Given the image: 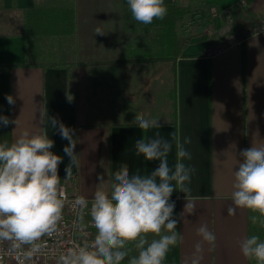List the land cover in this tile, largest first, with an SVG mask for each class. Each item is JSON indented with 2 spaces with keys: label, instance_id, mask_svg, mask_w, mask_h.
I'll use <instances>...</instances> for the list:
<instances>
[{
  "label": "crops",
  "instance_id": "obj_1",
  "mask_svg": "<svg viewBox=\"0 0 264 264\" xmlns=\"http://www.w3.org/2000/svg\"><path fill=\"white\" fill-rule=\"evenodd\" d=\"M174 1L205 11L230 9L239 29L264 17V0ZM127 8L126 0H0V114L17 119L16 127H0V142L10 144L23 131L46 128L55 140L53 151L64 157L59 165L62 180L69 164L63 152L68 142L54 132L50 116L61 119L78 137L79 167L72 166L76 179L71 185L91 200L109 187L119 170L147 175L157 166L135 155L137 139L158 133L168 140V161L174 167L176 141L188 137L191 142L184 147L192 159L183 162L196 169L187 185L196 211L182 214L177 225L182 242L169 250L164 264H191L201 239L196 230L203 224L216 241L202 243L200 264L254 263L241 254L239 241L253 231L264 239V228L250 222V210L237 209L229 216L227 208L240 151L264 146V27L208 56L202 54L207 39L200 34H191L179 55L173 48L176 124L160 123L161 128L144 133L132 126L135 119L161 121L167 115L168 64L129 60L130 38L143 35L129 28ZM97 28L105 34H95ZM223 30L220 25L212 44L224 39ZM161 63L164 69L154 75ZM7 94L16 98L15 105L7 103ZM171 199L179 217L185 194L176 190ZM158 238L147 234L149 242ZM127 247L129 257L138 255L133 243Z\"/></svg>",
  "mask_w": 264,
  "mask_h": 264
},
{
  "label": "clouds",
  "instance_id": "obj_2",
  "mask_svg": "<svg viewBox=\"0 0 264 264\" xmlns=\"http://www.w3.org/2000/svg\"><path fill=\"white\" fill-rule=\"evenodd\" d=\"M135 26L149 30L165 19L163 7L167 0H126ZM95 34L105 33L97 28ZM69 101L73 99L67 97ZM7 103L15 105L16 98L6 95ZM49 115V114H48ZM17 125V119L0 114V127ZM50 125L61 139L68 143L63 152L69 158L65 167V178L71 175L72 166L79 167V153L76 151L75 129L61 119L50 116ZM135 128L147 133L161 128L158 118L135 119ZM191 140L176 141V163L169 165L171 143L158 133L155 137L146 135L135 141V155L144 161H156L157 166L150 174L141 175L139 170L130 174L119 170L111 177L109 187L99 190L89 200L77 195L72 207L77 216V227L85 215L88 225L95 233L87 247L69 249L58 257L57 264H164L167 253L178 246L183 239L177 228L182 214L196 211L193 201L188 200L187 187L196 169L186 165L191 153L184 147ZM55 140L49 137L47 129L30 133L23 131L12 143L0 142V241L12 242V248L20 249L31 245L27 255L39 251L35 245L42 236H51L58 230L66 204L61 187L59 165L64 157L53 151ZM240 162L234 168L229 216L237 209L250 210L253 225L264 228V146H251L239 153ZM185 194L186 203L179 217L174 215L176 201L174 191ZM152 233L159 237L147 239ZM201 239L195 245L191 264H200L202 243L214 245L216 234L206 224L196 230ZM133 243L138 255L129 257L128 244ZM241 254L255 264H264V239L253 234L239 241Z\"/></svg>",
  "mask_w": 264,
  "mask_h": 264
},
{
  "label": "built area",
  "instance_id": "obj_3",
  "mask_svg": "<svg viewBox=\"0 0 264 264\" xmlns=\"http://www.w3.org/2000/svg\"><path fill=\"white\" fill-rule=\"evenodd\" d=\"M243 3L244 0H241ZM210 14L216 20H228L230 19V9H209ZM213 27V26H212ZM264 27V20H261L258 26H253L255 31ZM212 28L208 27L204 29V33L211 34ZM243 34L235 33L231 30L226 34L221 42L210 45L205 50V54L208 56L211 53L220 51L223 47L240 43ZM75 176L63 177L61 180V187L66 198L65 208L63 210V217L58 224V230L51 236L44 235L38 241H35V245L39 247V251L27 255L31 245H24L20 249H13L12 242L0 241V264H57L58 257L61 254L66 253L69 249H78L87 247L91 241L95 239V233L88 225V217L85 215L84 220L80 227H77L76 212L72 207V201L77 195H80L71 185V182L75 181ZM249 264H255L249 263Z\"/></svg>",
  "mask_w": 264,
  "mask_h": 264
},
{
  "label": "trees",
  "instance_id": "obj_4",
  "mask_svg": "<svg viewBox=\"0 0 264 264\" xmlns=\"http://www.w3.org/2000/svg\"><path fill=\"white\" fill-rule=\"evenodd\" d=\"M54 9V8H53ZM165 12V19L160 25H153L149 30H142L135 26L129 8L126 10V19L129 23V28H132L134 31H140L143 35L142 37L136 38V40L130 38L128 43L129 51L133 52V55L129 60L140 61V62H149V63H159L166 62L168 65V74L169 81L165 78L166 89L164 95L167 99V115L165 118L161 119L159 123H171L176 124V104H177V94H176V85L174 80V67H175V57L168 55L169 50L174 48L175 54L179 55L181 49L187 44L191 38V34L185 35L175 31L173 34V24L175 20L180 17L182 13H185L183 6L176 4L174 0L167 1L163 7ZM55 18L54 20H56ZM201 39H207V43L203 48L202 54L205 52L213 42L214 37L206 36L203 32H200ZM136 43H135V42ZM135 46L136 50L131 46ZM200 54V52L198 53ZM27 62L24 61L23 64ZM120 123V122H115ZM123 264H125L123 262Z\"/></svg>",
  "mask_w": 264,
  "mask_h": 264
},
{
  "label": "rangeland",
  "instance_id": "obj_5",
  "mask_svg": "<svg viewBox=\"0 0 264 264\" xmlns=\"http://www.w3.org/2000/svg\"><path fill=\"white\" fill-rule=\"evenodd\" d=\"M180 4H182L181 6H183L185 13H182L180 17H178L175 20L173 25L175 26L176 31L178 33L185 34V35L199 34L200 32L204 33V29L211 27L212 28L211 34L210 35L206 33L204 34L208 37L213 36L216 32H219L220 25L221 27L222 26L224 27V30L222 33V36L224 35L223 37H225L226 34L232 30V29H229L230 27L228 26H231V27L233 26L235 33L244 34L246 32L253 30V26H258L261 20H264V17H261L259 19L253 20L252 22H249L245 26H241L243 28L239 29L238 27H234V24L236 22L235 20L236 16L234 14L232 15V12L230 15V19L228 20L224 19V20L219 21V20H216L210 14V11L202 10L201 8L197 7L195 4H191V3L186 4L184 2H180ZM172 54H173V48L171 47V49L168 52V55H172ZM164 67H165L164 63H161L160 65H158V67H156L157 71H155L154 75H157L159 72H161L164 69ZM111 103L112 102H110L108 105L114 109L116 105L112 106ZM110 113L111 112L106 111L104 114L110 118L111 117ZM253 234H256V233L253 231Z\"/></svg>",
  "mask_w": 264,
  "mask_h": 264
}]
</instances>
